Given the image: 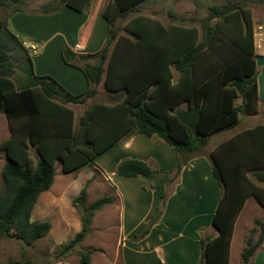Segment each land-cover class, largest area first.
Returning <instances> with one entry per match:
<instances>
[{"label": "trees", "instance_id": "16d2710c", "mask_svg": "<svg viewBox=\"0 0 264 264\" xmlns=\"http://www.w3.org/2000/svg\"><path fill=\"white\" fill-rule=\"evenodd\" d=\"M92 1L55 0L44 4L42 11L57 12L65 6L82 13ZM145 1L108 0L104 4L100 16L107 22V36L95 54L97 63L78 64L73 61L76 54L67 46L63 48V61L80 69L88 81L87 89L79 95L51 76L36 75L29 49L7 22L1 23L8 39L18 44L21 62H27L28 68L27 81L20 83L9 49L0 40V112L5 114L11 132L0 144L6 152L0 235L33 245L50 232L49 221H33L31 217L39 196L54 183L58 161L63 172H78L95 166L96 159L131 130L147 136L157 134L177 152L178 166L172 176L138 159L120 162L117 173L146 177L167 186L186 164L204 153L210 136L236 126L242 114L257 113L260 97L251 11L238 2L213 5L200 28L186 27L165 25L158 18L141 14L140 5ZM21 4L23 0H0V7H11V13L21 11ZM135 13L123 28L116 24ZM174 69L179 72L177 82L173 81ZM101 83L113 102L93 103L79 117L77 126L70 105L95 97ZM182 104L186 108H180ZM32 147L39 153L37 160L31 155ZM211 155L212 174L223 193L213 218L219 235L201 239L202 263L229 264L236 221L247 199L255 197L264 209V185L259 184H264V125L222 141ZM87 196L85 185L73 200L75 207H84L82 229L63 244L64 252L85 238L94 213L114 201L112 196L103 195L85 208ZM165 197L163 192V204ZM254 223L241 252V264H250L262 247L264 210ZM95 251H81L79 264H93ZM7 264L32 262L10 260Z\"/></svg>", "mask_w": 264, "mask_h": 264}, {"label": "crops", "instance_id": "0c3cea01", "mask_svg": "<svg viewBox=\"0 0 264 264\" xmlns=\"http://www.w3.org/2000/svg\"><path fill=\"white\" fill-rule=\"evenodd\" d=\"M150 1L154 0H147L140 7ZM164 1L171 18L170 24H182L186 27L200 28L201 21L209 16L210 7L213 5L223 6L230 2H238L251 11L252 40L260 97L258 111L255 114H242L236 126L223 130L226 134L221 135L211 145L208 141L204 153L186 164L177 179L167 186L146 177H125L117 173L120 162L127 159H138L152 164L161 174L172 176L178 166L177 152L172 145L157 134L147 136L131 130L101 154L96 159L95 166L99 167L101 174L109 184L111 190L109 195L114 198L110 205H115L118 209L119 238L117 244L120 256V260H110L109 263L104 264H203L201 239L208 236L214 238L219 235V230L213 224V218L223 193V188L212 174L211 153L222 141L242 131L264 125V0ZM105 3L103 0H98V2L93 0L90 7L82 12L84 19L79 27L80 36L71 43V50L76 54L73 61L78 64L85 61L92 64L98 62V56L95 54L103 46L95 51L89 48ZM87 54L91 55L87 60L80 58ZM41 68L36 63L34 68L36 75L53 77L72 94H82L88 87V81L83 72L66 64L62 53L59 54V59L55 60L53 69L47 67L44 71H40ZM173 73V81L177 82L179 72L174 69ZM100 85L97 88L98 91H100ZM180 108H186V104H182ZM240 123H242L241 128L235 129ZM259 184L264 185L261 182ZM163 192L166 193L164 204ZM263 210V206L255 197L251 196L247 199L236 221L229 264L232 263L236 233L240 225L241 243L237 251L238 264H241V252L246 245V230L255 224V218L263 215ZM147 228H149L148 233L138 237ZM250 264H264V242L251 257Z\"/></svg>", "mask_w": 264, "mask_h": 264}, {"label": "rangeland", "instance_id": "374dc122", "mask_svg": "<svg viewBox=\"0 0 264 264\" xmlns=\"http://www.w3.org/2000/svg\"><path fill=\"white\" fill-rule=\"evenodd\" d=\"M55 0H23L20 5L21 11L11 13L12 8L0 7V40L9 49L13 63L14 75L17 80L27 81L26 70L28 65L22 63L20 51L14 41L9 40L3 27L7 22L9 29L29 49L34 68L37 63L44 71L47 67L53 69L55 60L59 59L63 47L71 49L72 42L80 36L79 27L84 17L82 13L73 11L68 7H61L57 12H43L42 6ZM98 2V0H94ZM107 0H103V3ZM140 13L160 19L163 23L170 24L171 18L167 4L164 0H154L142 5ZM135 14H131L124 20H118L117 25L121 28ZM107 36V22L102 17L99 19L90 42L92 51L102 47ZM65 41V44L63 45ZM68 41V43L66 42ZM67 43V44H66ZM33 48H36L34 50ZM31 49V51H30ZM38 49V51H37ZM111 49V48H110ZM97 62V59H96ZM98 94L84 104H71L75 111L78 126L79 117L87 111L95 102L112 103L109 93L103 83L100 85ZM243 117V116H242ZM240 123L235 129L241 128ZM225 131L218 132L209 137V144L215 142ZM11 135L7 118L0 112V144ZM31 155L35 160L39 153L32 147ZM6 161V152L0 149V189L4 188L2 169ZM54 183L48 191L43 192L33 209L31 219L33 221H49L50 232L43 238L38 239L33 245H26L19 239L0 235V264H7L10 260H31L32 264H79V253L88 248H96L92 255L93 264H104L110 260H120L118 253V209L115 205H105L94 213L90 230L79 245L64 252L63 244L71 241L82 229V216L84 207H75L73 200L80 190L87 186V201L85 208L103 195H109L111 190L106 178L101 174L99 167L93 166L81 169L78 172L65 173L60 161L56 163ZM263 216V215H262ZM253 226L246 230L245 239L249 236ZM240 229L232 255V263L238 264V247L240 241ZM258 233L255 234V238ZM246 241V240H245Z\"/></svg>", "mask_w": 264, "mask_h": 264}, {"label": "built area", "instance_id": "2783aa9c", "mask_svg": "<svg viewBox=\"0 0 264 264\" xmlns=\"http://www.w3.org/2000/svg\"><path fill=\"white\" fill-rule=\"evenodd\" d=\"M77 47H79V46H77ZM34 50H36V48H33Z\"/></svg>", "mask_w": 264, "mask_h": 264}]
</instances>
